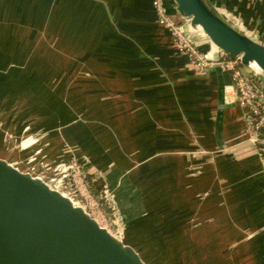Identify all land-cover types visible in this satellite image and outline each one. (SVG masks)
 I'll list each match as a JSON object with an SVG mask.
<instances>
[{"label": "crops", "instance_id": "crops-1", "mask_svg": "<svg viewBox=\"0 0 264 264\" xmlns=\"http://www.w3.org/2000/svg\"><path fill=\"white\" fill-rule=\"evenodd\" d=\"M153 1L0 0V52H44L52 44L68 96L54 102L46 128L70 121L64 136L55 129V151L68 143L90 159L95 189H107L126 228L133 226L131 245L143 241L136 225L164 223L172 244L196 245L198 255L206 247L203 261L233 245L246 264H264V173L231 75L217 67L201 75ZM210 2L264 44V0ZM167 6L178 15L172 0ZM200 48L214 46L200 40ZM202 161L204 172L190 176L188 163ZM60 182L47 179L55 189Z\"/></svg>", "mask_w": 264, "mask_h": 264}, {"label": "water", "instance_id": "water-1", "mask_svg": "<svg viewBox=\"0 0 264 264\" xmlns=\"http://www.w3.org/2000/svg\"><path fill=\"white\" fill-rule=\"evenodd\" d=\"M175 2L178 13L188 17L193 27L201 26L219 49L240 56L245 66L256 62L264 74V44L226 19L210 0ZM193 38L200 41L196 35ZM119 223L126 227L121 213ZM0 264L150 262L82 205L0 157Z\"/></svg>", "mask_w": 264, "mask_h": 264}, {"label": "rangeland", "instance_id": "rangeland-1", "mask_svg": "<svg viewBox=\"0 0 264 264\" xmlns=\"http://www.w3.org/2000/svg\"><path fill=\"white\" fill-rule=\"evenodd\" d=\"M172 1L174 2V0ZM195 33L201 41H210L209 37L203 35L197 28H195ZM43 39L42 43L44 44L50 40L48 37H39V40ZM51 45H47L48 50L44 52H36V50H30L25 54L15 51L0 52V157L7 158L15 167L23 171L35 173L45 182L52 177L61 178L67 167H73L72 169H75L76 172L81 171L88 182V193L85 201L80 203L88 201L87 205L91 207L98 219H102L99 212L104 209L106 216L114 220L115 214L112 213L110 205L103 197L102 187L96 190L93 185L94 181L91 177L94 175L91 176L89 172L90 159L86 155L78 156L76 149L70 147L68 143L64 146L69 153L66 159L62 157L64 147L61 152L55 151L56 146L53 143V138L56 135L53 136V134L57 130L64 136L63 131H66L64 129L70 124V121L67 124L57 125L54 129L46 128L53 124V113L56 110L54 104L58 103L60 99L65 102L64 98L68 96V85L62 83V80L57 82L59 74L58 69L57 75L54 73L53 47ZM8 55L14 56L18 60L8 58ZM6 63L11 66H5ZM40 119L44 122H40L39 128L36 123ZM80 119L83 120V117L77 116V120L80 121ZM202 152L206 153L204 150ZM191 164L202 165V172L197 175L204 172L203 161L202 163L189 162L187 172L190 176H197L194 170L190 169ZM49 173L51 175L48 177ZM65 181L68 183L69 179L67 178ZM208 194V192L203 193L201 198H206ZM153 225L155 228H152L149 223L146 227L143 224H138L136 225L138 227L134 229L135 233L138 232L136 229L140 231L139 234L143 241L138 248H144L146 259L150 264H246L240 254L243 253V250L240 251L237 246L233 245L219 247L217 249V252H220L219 255L212 256L217 257V260L203 261L202 259L206 255L211 254L205 251L206 247H201L202 254L198 255L196 245L181 246L176 243L172 244L171 239H166L164 223H153ZM114 227L116 228L117 225ZM141 227L145 229H140ZM123 229L126 234L133 235V226H130V229L126 227ZM127 238L128 235L124 240L131 242Z\"/></svg>", "mask_w": 264, "mask_h": 264}, {"label": "built area", "instance_id": "built-area-1", "mask_svg": "<svg viewBox=\"0 0 264 264\" xmlns=\"http://www.w3.org/2000/svg\"><path fill=\"white\" fill-rule=\"evenodd\" d=\"M153 3L159 21L170 30L177 49L187 54L192 65L201 75L207 76L210 70L216 66H220L222 70L230 73L235 102L243 108L246 140L254 147L264 173V74L253 65L245 66L240 56H232L219 48H212L209 51L201 50L200 41L193 38L196 33L188 17L180 13H178V15H181L180 18L178 15L171 14L167 10L168 0H154ZM174 3L177 7L175 0ZM72 168H65V174L60 178L61 182L58 190L82 205L96 218L100 225L110 229L117 237L124 240L126 238V233L123 229L125 226L119 223L120 212L114 205L109 191L104 189L103 197L106 199L107 204L110 205L109 208L113 211L111 212L115 214L114 220L106 216L104 209L99 212L102 219H98L91 207L87 205L88 201L83 204L80 203L85 201L88 193V182L81 171L76 172ZM190 169L194 170L197 175L202 172V165L191 164ZM67 178L69 179L68 183L65 181ZM114 225H117V227L115 228Z\"/></svg>", "mask_w": 264, "mask_h": 264}, {"label": "bare ground", "instance_id": "bare-ground-1", "mask_svg": "<svg viewBox=\"0 0 264 264\" xmlns=\"http://www.w3.org/2000/svg\"><path fill=\"white\" fill-rule=\"evenodd\" d=\"M195 28H197L203 35H206V33L203 31L202 27L197 25ZM194 28V29H195ZM251 37V36H250ZM213 44V43H212ZM214 48L217 49L218 47L213 44ZM252 65L257 68L259 71H261L262 69L259 67V65L256 62H252Z\"/></svg>", "mask_w": 264, "mask_h": 264}, {"label": "trees", "instance_id": "trees-1", "mask_svg": "<svg viewBox=\"0 0 264 264\" xmlns=\"http://www.w3.org/2000/svg\"><path fill=\"white\" fill-rule=\"evenodd\" d=\"M96 190H98V189H96ZM129 236V235H128ZM128 239V238H127ZM140 250L143 252V254L145 255V257H146V252H144L145 250H144V248H140ZM147 258V257H146Z\"/></svg>", "mask_w": 264, "mask_h": 264}]
</instances>
